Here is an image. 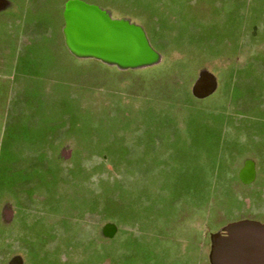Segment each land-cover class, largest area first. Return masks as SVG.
<instances>
[{
    "label": "rangeland",
    "instance_id": "374dc122",
    "mask_svg": "<svg viewBox=\"0 0 264 264\" xmlns=\"http://www.w3.org/2000/svg\"><path fill=\"white\" fill-rule=\"evenodd\" d=\"M2 1L4 6L13 3ZM85 1L107 4L111 8L104 11L110 20L140 28L158 60L124 69L62 52L55 58L40 56L47 67L46 77H38L40 66L32 65L35 77L26 79L19 75L24 66L16 71L22 10L14 3L0 11V141L4 139V147L16 142L20 150L23 144H33L30 135L41 134L43 127L56 129L58 152L52 150L50 163L52 169L55 163L62 169L51 193L52 206L57 207L51 214L45 209L47 214L41 215V211L29 224L17 219L11 226L13 210L19 211L10 196L0 205L2 223L8 227L0 228V251H31L50 236L60 243L55 255L58 260L52 261L45 253V262L30 257L28 264H95L96 260L99 264H136L143 251L159 254L153 264H163L174 256L210 264L209 244L217 229L240 222V217L264 223V199L258 200L259 210H252L255 201L250 200L239 210L218 199L217 193L211 200L206 189L214 182L221 192L234 194L236 187L227 182L234 174L229 164L238 159L236 165L242 164V156L254 159L253 153H243L241 136L237 140L242 155L236 158L225 152L220 154L221 160L212 146L199 147L196 136V128L209 118L236 112L230 108V100L246 95L229 84L242 79L244 85L251 80L246 77L250 73L247 67L264 54V0ZM202 72L212 73L218 86L210 97L196 99L193 85ZM40 84L50 87L44 99ZM257 92L258 97L264 94L263 89ZM20 95L36 101L30 106L32 119L25 126L30 127V135L14 133L15 128L7 125L12 121V114L8 115L12 100ZM27 147L29 150L20 153L25 159L48 154ZM216 159L226 161L222 165L226 169L215 166ZM44 171L35 169L39 185L29 183L30 188L50 186ZM22 179L17 183L3 180L5 186L21 191ZM2 191L0 188V194ZM236 197L244 202L242 195ZM0 264H5L4 257Z\"/></svg>",
    "mask_w": 264,
    "mask_h": 264
},
{
    "label": "crops",
    "instance_id": "0c3cea01",
    "mask_svg": "<svg viewBox=\"0 0 264 264\" xmlns=\"http://www.w3.org/2000/svg\"><path fill=\"white\" fill-rule=\"evenodd\" d=\"M69 1L72 0H64V2L62 3L60 2L58 3V0H21V1L13 0V3L8 2V5L4 6L3 1L0 0V11L6 10L11 6H14V3H17L22 10L21 18L23 19L24 23L21 24V30H20V33L22 34V36L20 37L21 44H18L17 53H16L17 54L16 65L18 66L16 71L22 70L20 66H24L25 68L24 70H22L24 72L19 74L22 75V77L26 79L28 78L32 79L33 77H35L32 73L33 71L32 65H34L35 68L36 66H40L38 68L41 69L39 70L41 73L39 75L37 74L38 77L40 78L46 77L45 72L47 70V67L45 64H42V62L40 61L39 59L40 56L55 58V55H57V53L63 54L64 52H68L70 55H72L73 57L79 60H86V61L97 60L105 65L114 66V64L108 63L97 57L77 56L69 48L65 34V29H66L65 10ZM79 1H82L89 5L96 6L103 13H106L104 10H109L111 8L107 4L99 5L96 2L90 3L85 0H79ZM254 38L255 36L253 37V39ZM241 48H242V43L238 46V50H241ZM260 56H262L261 59L257 58L256 61L250 63L247 67V70H249L250 73L246 77H250L251 80H245L244 85L242 79L241 80L238 79L237 83L234 85L233 83L229 84L231 89L233 87H235V90L236 88H240V92L246 94L243 97L240 98L237 97L234 101H231L232 100L231 99L229 102L230 108L239 113L236 114V112H231L228 114L226 112L227 114L226 113L220 114V116L217 117V119H214L213 117L209 118L208 123L205 122L201 124L200 127L196 128V136L197 135L199 136L198 140L200 142L198 144L200 145L199 147L210 149V146H212V148L217 151L218 153L217 159L219 160H221V155L225 152L231 153V155L236 156V158L240 156L241 154L240 152L242 150L240 149V144L237 140L238 136H241V141L244 143L243 153L250 152L254 154V159L252 158V160H246L242 156L240 158L241 161L243 160L242 164L236 165L239 159L237 163L229 164L231 165L230 169L234 171V174L229 175L230 179H227V182L232 186L234 185L236 187L235 190L232 191V193L234 194H230V191H225V190L221 192L219 189H217L214 182L212 186L209 183L207 184L208 186L206 189L212 195L210 197L211 200L216 199L215 194L217 193L218 199L222 198V200L228 201L231 208H235L239 210L245 209L246 200L255 201L253 203L254 208L252 210H259L260 206L258 200L264 199V94L261 97L260 96L258 97L257 94L258 93L257 91L259 89H263L264 91V54H261ZM254 73H256V75ZM210 74L213 75L212 73ZM199 78L200 76L197 77V80L193 85V93H192L193 96L196 99H203L213 95L214 94L213 91L209 95L204 97H198L194 94V86ZM43 81H46L45 78ZM39 86L40 88L43 89L41 90V92L43 95L42 98L44 99V95H46L47 90L50 87L48 85L44 86L43 84H40ZM217 86L218 83L215 82L214 88L216 89ZM254 94L256 95L254 96ZM33 104H36V101H31L30 98L28 97L23 98L21 96L18 97L16 100L15 99L12 100V108L9 109L10 113L8 112V115L12 114V118H11L12 121L8 120L7 125L9 126L10 123V126H13L15 128V130H13L15 131L14 133H22V132H24L25 134L28 133L30 127L27 128L28 127L27 123L29 124L30 121L29 119H32L33 113L32 111H30V106ZM39 104L42 103L39 102ZM16 110H18V112H16ZM245 113H250L251 116L245 115ZM242 115L245 116L244 118H246L245 121L247 122H244ZM257 119L259 120V122H257L256 124L254 123V121ZM210 122L213 125L212 127L210 125ZM25 126H27L26 127L27 129H25ZM56 131H57L56 129L50 130L43 127L41 134L30 135L28 133L30 135L29 139H32L34 142H36V144L34 142L33 144H23V148H21L20 150L16 142L12 143L11 147L9 146L4 147L5 144L4 139L3 141L2 139L0 141V188H2L3 190L2 194H0V205L2 206L4 200L8 196H10L13 200L14 207L19 211V213H17L15 210H13L14 221L11 224V226L16 222L17 219H19L23 223H26L27 221V224H29L32 219L31 217H33L34 215H38L41 211H44L45 209L46 211H48V213H50L55 208L57 210V207H55V205L52 206L51 203L52 192L49 186L52 174L57 179L61 178L62 176L61 174L62 169L60 170L59 167H56V163L54 164L53 166L54 168L52 169L50 163L52 162L51 161L52 150L58 152L57 148L55 147L56 140L58 139ZM27 145L35 146V148H40V150L43 151H48V154L45 157L41 156L39 158H34V160L32 159L29 160V158L25 159L24 158L25 156L23 154L21 155L20 153L29 150ZM1 146H3L4 149L3 147L1 148ZM26 147L28 149H26ZM217 159L215 161L216 162L215 166L220 167L222 169H226V165L222 166L223 164L226 163V161L224 160L218 161ZM55 161L56 160H54V162ZM41 168L43 173H45L44 170H46L47 172L46 174L48 176V183L46 182V184H48L49 187L38 186L40 189L37 190H35V188L32 187L30 188L29 183L39 185V182L36 181L35 179V177L38 176L36 175L35 169H41ZM20 169L22 170L26 169L28 173L24 174L22 171H20ZM25 175H27V177L22 179V177H24ZM128 177L131 176L128 175ZM4 178L14 179L15 180L14 183H17L19 178H21L22 179L21 182L25 187L22 186L23 189L21 191L13 190V188H9L10 186L7 187L4 185V180H3ZM41 183L43 184L42 181ZM202 188L204 189L203 186ZM220 189L222 190L221 187ZM44 190L45 191L48 190L47 193H45ZM239 191L242 192V194ZM237 193L243 196L244 202H240L242 198L236 197ZM251 194L253 196H251ZM235 197L236 199H234ZM36 201H38L39 203H36ZM234 201H236V203ZM36 207L37 210L35 209ZM45 214H47L45 211L41 213V215H45ZM241 219L243 218L240 217V220L238 219L237 221H242ZM253 222H257L259 224L264 225L262 221L255 220ZM227 226H229V224H227ZM227 226H223L220 229H217L216 231L220 233L219 231L226 228ZM0 228L4 230L8 228L3 225L1 217H0ZM28 240L29 239H26V241ZM6 241H8V239ZM10 244L12 246L11 241ZM32 248L33 249L31 251L27 249V252L23 250L15 251L12 253H5L3 251L2 252L0 251V259L4 257L5 264H28L27 258L29 259L31 257L30 259H32V257L33 258L39 257L41 259L38 261V263H41L46 261L44 259V255L45 253H47L48 257L50 258L52 257L51 259L52 261L58 260L57 258H55V255H57L56 250L60 248V243L56 241V238L53 240H51L50 236H48V238H43L35 245V247ZM222 252H223L222 264H240L234 261L230 257V255H228L229 248L226 242H223ZM211 253H212V244L210 243L207 259L210 264H213L211 261ZM139 255H140L139 257L142 260L140 261L136 260L137 263L153 264L159 254L153 252V254L149 255L147 254V251H143ZM164 261L165 263L163 264H171V263L195 264L196 263L193 257L187 258L182 256H177V257L174 256L173 260L168 259L167 261L166 260ZM57 262L59 264L68 263L67 261H65L64 263L60 261ZM35 263L36 262H33V264ZM97 263L98 260H96L95 264Z\"/></svg>",
    "mask_w": 264,
    "mask_h": 264
},
{
    "label": "water",
    "instance_id": "95a60500",
    "mask_svg": "<svg viewBox=\"0 0 264 264\" xmlns=\"http://www.w3.org/2000/svg\"><path fill=\"white\" fill-rule=\"evenodd\" d=\"M66 39L69 48L80 57L93 56L122 68H141L154 64L158 53L142 30L124 22L110 20L98 7L79 0L69 1L65 10ZM215 78L202 72L194 86L198 97L214 90ZM212 238L211 261L222 264L223 242L230 257L242 264L264 263V225L240 221L227 226Z\"/></svg>",
    "mask_w": 264,
    "mask_h": 264
},
{
    "label": "trees",
    "instance_id": "16d2710c",
    "mask_svg": "<svg viewBox=\"0 0 264 264\" xmlns=\"http://www.w3.org/2000/svg\"><path fill=\"white\" fill-rule=\"evenodd\" d=\"M56 184H57V178H55L53 176V174H52L51 181H50V189H51V192L55 190Z\"/></svg>",
    "mask_w": 264,
    "mask_h": 264
}]
</instances>
